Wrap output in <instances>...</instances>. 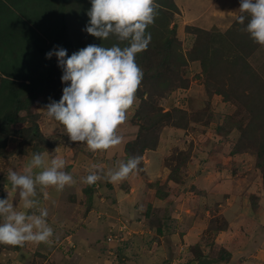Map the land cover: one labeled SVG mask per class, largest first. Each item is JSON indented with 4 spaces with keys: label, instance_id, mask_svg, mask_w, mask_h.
Listing matches in <instances>:
<instances>
[{
    "label": "rangeland",
    "instance_id": "rangeland-1",
    "mask_svg": "<svg viewBox=\"0 0 264 264\" xmlns=\"http://www.w3.org/2000/svg\"><path fill=\"white\" fill-rule=\"evenodd\" d=\"M28 1L31 4L34 2L32 6ZM36 1L38 2L24 1L25 5L20 15L25 27L21 32L32 37L36 31L37 34L44 35L48 45L52 43L53 37L52 33L44 31L46 25L55 24L52 31H58L64 23L65 30L70 36H74L82 32L90 20L87 11L91 8V0H66L67 3L62 9H59V0H55L54 6L49 4V10L45 0ZM75 1L81 2L75 7H70ZM172 11L173 14L167 20V28L175 26L176 36L178 26L183 27L180 30L183 40L179 41L183 50L187 51L191 49L197 37L195 33L187 30L186 26L199 28L198 25L201 24L195 25L191 15L186 11L178 14L176 5ZM223 20L221 24L209 28L215 35L211 39L209 53L219 48L223 58L231 60L240 51L225 36L224 32L230 25L225 26L226 21ZM238 35L235 37L238 42L246 40L243 38L245 36L243 32ZM57 43H61L60 39ZM251 51L250 54L244 53L250 65L252 61L255 63L264 61V45L257 44ZM255 51H258V54L250 61L249 56ZM182 72L183 77L188 80V86L186 88L172 86L162 96H155L153 102L148 100L150 92L144 90L141 83L138 92L144 90L140 93L142 97L136 93V101L129 109L128 119L117 130L122 137V143L107 151L91 152L85 143L70 141L66 134L61 133L64 131L63 126L49 118L44 108H39L40 116L37 123L49 144L33 143L26 146L24 152L16 151L10 158H0V199L7 198L9 194L15 209L28 211L29 214H38V208H47L49 213L47 222L53 228L54 235L50 238L52 241L50 244L44 243L38 247L29 242L23 247L19 246L18 249L22 248L21 251L15 249V246L0 244V264H69L68 261L75 264H91L89 259L97 261L94 254L101 256L104 264H171L177 256L169 258L166 249L167 245L171 244L174 250L175 244L168 243L166 239L173 234L170 237L171 241H178L179 236L186 232L184 228L188 223L198 225L199 240L206 239L202 244L208 242L211 253L225 245L231 233L238 235L246 231L250 234L255 232V238L260 235L261 240H264V179L255 166L257 148L247 150L245 148L243 150L246 152L232 153L233 146L241 135V131L231 125L232 120L242 119L245 126L250 119L249 112L236 102L224 99L221 94L213 93L211 96L207 94L198 60L190 61ZM152 104L164 109L177 107L187 112L204 111L207 124L190 122L187 127L170 124L166 132L163 127V130L157 132L158 139L153 150L140 157L141 161L143 158L147 159L145 164L150 166L145 167L141 163L139 168L142 167L143 172L136 171L137 173L130 174L122 182H110L106 176L107 169L116 168L120 161L126 162L134 157V151L130 150L137 147L127 150V144L135 141L138 136L141 137L138 134H144L146 131L139 127L144 124L142 119L137 118L139 108H147ZM179 120L181 121V119L177 121ZM218 127L229 134L222 136L217 130ZM51 133L52 136H49ZM149 134L156 136V131ZM19 141L18 137H9L7 145L9 147L12 144L17 145ZM38 149L49 158L55 156L64 158L66 161L64 171L70 173L76 183L65 186L63 191H57L54 187L41 189L38 186L35 197L38 207L25 210L19 191L14 192L7 179L8 171L12 169L22 172L32 153ZM159 156L163 157V166L160 165L158 168L154 165L155 160L152 157ZM93 164L105 171L88 195L89 192H86L88 185L83 183L81 178L89 174L88 169ZM177 165L175 177L170 179V170ZM148 172H151L150 175ZM151 174L154 176L151 177ZM146 179L152 181L148 182ZM150 183L155 184L154 188L149 187ZM157 188L160 189L159 193L166 192L165 199H156L159 198L154 193ZM195 195L198 197H194ZM171 201L173 203H170ZM196 201L199 203L197 208L199 215L191 218ZM253 201L257 203L256 210L253 209ZM185 208L189 210L186 211ZM119 214L129 222L122 221L121 217H119L121 221H118ZM195 219L199 220L195 222ZM2 222L3 218L0 217V223ZM167 225L170 229L169 234L166 232ZM215 226H221L223 229L215 232L213 231ZM71 234L75 235L73 238L78 242L73 241ZM104 235L106 243L102 241ZM190 235L185 241L195 242L194 235L192 233ZM66 237L71 239L67 241ZM79 243L93 248L91 252L94 254H90V258H88L90 255L86 256L87 252L83 256L84 263L74 258L75 255H71ZM187 244L189 243L183 244L184 250L181 248L177 250L175 245V253L183 251L192 256V247Z\"/></svg>",
    "mask_w": 264,
    "mask_h": 264
},
{
    "label": "trees",
    "instance_id": "trees-1",
    "mask_svg": "<svg viewBox=\"0 0 264 264\" xmlns=\"http://www.w3.org/2000/svg\"><path fill=\"white\" fill-rule=\"evenodd\" d=\"M24 1L0 0L2 21H0V158H10L16 151L24 152L26 146L33 143L49 144L37 123L40 116L39 108H45L50 99L59 101L62 89L67 86L68 82H61L63 70L58 66L55 55L50 59L46 58L45 54L48 51L52 50L54 46H60L66 49L67 55L70 56L88 44L110 47L114 43H118L115 36L101 40L88 34L85 30L78 35L70 36L65 30L64 23L58 31H52L55 24L45 26L44 31H49L53 37L52 43L49 45L46 43L44 35L37 34L36 31L32 37L24 35L21 30L25 26L20 15L21 9L25 5ZM35 2L38 1L35 0ZM45 2L48 10L49 4L55 5V0H45ZM80 2H72L70 7H75ZM155 2L159 5L158 15L155 22L146 30L151 33V42L146 51L136 55V63L144 73L141 82L143 89L150 92L148 100L153 102L155 96H162L172 86L186 88L188 80L183 77L184 72L182 71L190 61L198 60L207 94L209 96L213 93L221 94L224 99L236 102L249 112L250 119L245 126L242 124V119L232 120L231 125L241 131L232 153L246 152L243 149L256 147L255 166L260 170L264 179V79L246 61L244 55V53L250 54L258 43L254 42L250 34L243 30L244 26L234 19L224 32L231 44L240 51L231 60L224 59L219 48L211 50L209 53L211 39L215 35L210 30L194 26H186L187 30L195 33L197 38L191 49L184 51L175 36L174 28H167V20L173 14L172 8H175L173 1L156 0ZM29 3L32 6L34 2ZM66 3V0H59V9L64 8ZM240 32H243L245 35L243 38H246L242 43L235 38L239 36ZM58 39L61 41L60 44L57 43ZM120 46L125 45L121 44ZM144 90H141L140 93ZM138 91L137 95L142 97ZM139 109L137 118L144 121V124L139 127H143L146 131L149 130L150 133L156 131V136L155 134L151 136L149 132L145 131L144 134H138L141 137L138 136L135 141L128 143L127 150L134 146L137 147H134L137 150H130L134 151V157H141L146 150H153L158 139L157 132L163 127H169L170 124L176 127H187L190 122L207 124L204 111L187 112L177 107L164 109L156 107L154 104ZM178 119L181 121H177ZM219 127L217 130L221 132L222 136L229 134L228 131H222ZM9 137H18L20 141L17 145L12 144L9 147L7 145ZM36 152L42 153L40 149ZM141 163L144 162L141 161ZM177 169L178 165L170 170V179H173ZM138 171L143 172L142 167ZM146 181L151 182L152 180L146 179ZM154 186L153 183L149 184L150 188H154ZM92 187L93 185H88L86 190L89 192L88 195H90ZM155 190L154 193L157 197L165 198L166 192L159 193V188ZM256 204V201L252 202L254 210L257 209ZM173 221L174 219H172ZM221 229H223L221 226H215L213 231L218 232ZM191 247L194 253L193 260L197 261L196 264L226 261L227 259V256H224V250H220L217 257L209 259L200 249L199 242ZM18 248L19 246H15V249Z\"/></svg>",
    "mask_w": 264,
    "mask_h": 264
},
{
    "label": "clouds",
    "instance_id": "clouds-1",
    "mask_svg": "<svg viewBox=\"0 0 264 264\" xmlns=\"http://www.w3.org/2000/svg\"><path fill=\"white\" fill-rule=\"evenodd\" d=\"M158 8L155 0H91L87 11L90 20L84 30L101 40L115 36L118 43L110 47L88 44L70 56L66 49L54 46L45 54L48 59L55 55L63 70L61 82L68 83L59 101L50 99L44 109L49 118L63 126L61 133L70 141L85 143L91 152L107 151L122 143L117 130L128 119L144 75L136 55L146 51L151 42V33L146 30L155 22ZM235 19L254 42L264 45V0H240ZM140 164L138 156L120 161L116 168L107 169V179L122 182L138 171ZM65 167L61 156L49 158L45 153L34 152L22 172L9 169L7 179L13 191H19L23 209L38 207V186L63 191L65 186L75 184ZM104 171L93 164L82 182L94 185ZM48 215L47 208H38V214L17 211L8 194L0 199V244H50L54 231L47 222Z\"/></svg>",
    "mask_w": 264,
    "mask_h": 264
},
{
    "label": "crops",
    "instance_id": "crops-1",
    "mask_svg": "<svg viewBox=\"0 0 264 264\" xmlns=\"http://www.w3.org/2000/svg\"><path fill=\"white\" fill-rule=\"evenodd\" d=\"M172 1H173L174 5H176V7L179 11L178 14L183 13V11L188 12L192 17V21H194V24L198 25L197 23H200L201 25H198L199 28L206 29V30H209V28H213V26H216L217 24H221L222 19H224L223 22L226 21L225 26L231 25L233 20L236 18V16L239 15L240 0H172ZM175 15H177V13H175ZM219 19H221V20H219ZM209 22H211V24H209ZM173 27H174V29L176 28L175 26H173ZM227 27H229V26H227ZM181 28H183V27L178 26L179 31L176 32V38L178 40H183L181 38V33H182V31L180 32ZM258 51L253 52L249 56L250 61H252L251 59H253L254 56H257ZM251 65H252L253 69L256 72H258L260 77H262L264 79V61H262V62L260 61V62H256V63H255V61L254 62L252 61ZM168 128L169 127L164 128V132H166L168 130ZM150 151L151 150H146L144 153V156ZM152 158L155 160V162H153L154 165L158 166V168L160 167V165L163 164V161H162L163 157L161 158V156H159V157H152ZM146 161H147V159L143 158V162H144L143 164L145 165V167L146 166L149 167L150 166L149 164L148 165L145 164V163H147ZM135 173H137V172L133 171L131 174H135ZM148 173L150 175L151 172H148ZM152 176H154V175L151 174V177ZM197 195H195L194 197H196ZM154 198H156V197H154ZM156 199H165V198H156ZM100 200H102V199H100ZM170 203H173V201H171ZM194 203L196 204L195 205L196 208H193V206H192L194 213L192 214L191 218H194V216L197 215V208H199L198 201H196ZM181 204L183 205V203H181ZM186 205H187V203L185 204V206ZM174 207H176V206H174ZM176 209H177V207H176ZM181 209H182V207H181ZM185 210L187 211L189 209L185 208ZM201 212L202 211L200 210L199 213H201ZM119 217L122 218V221L124 220L126 222H129L127 219H125L120 214L118 215V221H121V219ZM196 220L198 221L199 219H195V222H196ZM184 229L186 230V232L179 236V240H178L179 242L177 240L171 241L170 237H172L173 234L172 235L170 234L169 238L166 239V241L168 243H174L175 245H177L176 246L177 250L180 248L182 250H184L183 244H185V243H189L187 245L192 246L193 243L195 244V242H197V243L199 242L200 243V249L202 250V252L206 258L207 257L209 259L211 257L215 258L218 256V251H220V250L225 251L224 256H227L226 261H210L209 263H205V264H264V243H263L264 240H261L262 236H260V235L255 238L254 237L255 232L250 234L249 231H246L244 234L240 233L238 235L235 233L234 234L229 233L230 235H228V237H227L226 244L222 245L221 247H218L217 249H215V251L213 253H211V250H210L211 248L209 247L208 242H207V244H204V245L202 244V243H204V241L206 239L205 240H199L200 229H199L198 225L188 223L185 225ZM166 230H167L166 232L169 234L170 229H169L168 225L166 226ZM188 230H190V231H188ZM171 231H173V228H171ZM191 233L194 235L196 241L193 242V240L192 241L190 240L191 243L189 241L186 242L185 239ZM70 236H71V238H73L75 235L71 234ZM105 237L106 236L104 235L102 238V241L104 243H106ZM66 238L68 239L67 241H69L71 239L69 237H66ZM73 239H72L73 241L78 242L77 239H75V238H73ZM41 245H44V243H40L38 245V247ZM175 245L173 246L174 250L171 248V244L167 245V249H166L167 254H168L167 256L169 258L172 259L173 256L174 257L177 256L175 261L171 264H188V263L189 264H196L197 263V261L193 260V258H194L193 251H192V253H193L192 256H191V254L189 255V253H186V252L183 253V251L175 253V251H176ZM72 247H73V245L71 246V248ZM21 249L22 248L18 249V251H21ZM92 249L93 248L91 246L89 247V245H87V244H86V246H83L82 244L79 243L78 246H76L74 248V251L71 255H75L74 258L76 257L77 260H81L83 262V256H85L86 252H87L86 256L90 255V254H94L93 252H91ZM23 253H24V251H23ZM173 253H175V254H173ZM190 256L192 258H190ZM11 257H13V256H11ZM90 257H91V255L88 256V258H90ZM94 257L97 258V261H95V259L94 260L89 259L91 261V264H98V263L104 264L103 261H101V259H102L101 256H95V254H94ZM186 257H187V259H186ZM237 259H238V262H236ZM173 260H174V258H173ZM234 261H235V263H234ZM68 262H69V264H75L74 262H70V261H68Z\"/></svg>",
    "mask_w": 264,
    "mask_h": 264
}]
</instances>
